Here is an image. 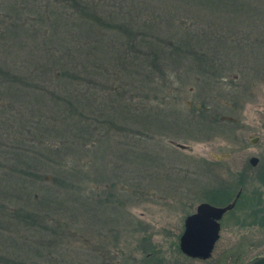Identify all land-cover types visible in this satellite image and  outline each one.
<instances>
[{
	"label": "rangeland",
	"instance_id": "rangeland-1",
	"mask_svg": "<svg viewBox=\"0 0 264 264\" xmlns=\"http://www.w3.org/2000/svg\"><path fill=\"white\" fill-rule=\"evenodd\" d=\"M216 1L0 0V264H210L175 249L226 136L210 112L264 103V0ZM250 229L222 233L239 264Z\"/></svg>",
	"mask_w": 264,
	"mask_h": 264
},
{
	"label": "flooded vegetation",
	"instance_id": "flooded-vegetation-1",
	"mask_svg": "<svg viewBox=\"0 0 264 264\" xmlns=\"http://www.w3.org/2000/svg\"><path fill=\"white\" fill-rule=\"evenodd\" d=\"M241 75V72L236 74V79L242 77ZM223 102L227 106H235L236 111L221 114L209 111L210 115H213L209 117V122L226 124L220 125L221 128L226 129V136H223L224 142L219 144L218 149L220 150L217 151V156L209 155L210 157L205 159V171L208 174V179L203 196L194 205L193 211L185 216L182 232L175 249L178 246L184 257L198 262L239 264V237L222 239V233L223 230L239 231V229L250 228L251 231L264 232V103L262 113L257 112L255 119L250 123L247 120L244 125L245 117L242 116L239 100L234 99L231 103L225 100ZM196 110L198 109L196 108ZM209 112L204 113L207 121ZM214 135L220 134L215 132ZM180 145L182 144L177 146L184 149L185 146ZM201 204L216 209H225L220 211L218 217H212L217 226V237L206 257L187 255L180 249V238L184 233L185 220L187 216L195 214ZM250 215L253 216V219L250 218ZM247 218H250L252 222L246 223ZM228 220L230 221L227 222ZM211 223L213 224L212 221ZM211 223L200 222L196 229L204 232L208 227H213ZM204 234L206 233L204 232ZM223 240L224 243H221ZM261 240L264 239L261 238ZM197 241L199 243L202 239ZM263 256L264 252L254 255L248 262ZM153 262L154 264H164L160 260V256L154 259L152 264Z\"/></svg>",
	"mask_w": 264,
	"mask_h": 264
},
{
	"label": "water",
	"instance_id": "water-1",
	"mask_svg": "<svg viewBox=\"0 0 264 264\" xmlns=\"http://www.w3.org/2000/svg\"><path fill=\"white\" fill-rule=\"evenodd\" d=\"M224 210L209 207L206 204L199 205L197 212L187 216L185 220L184 233L180 238V249L187 255L206 257L217 237V226L212 217H218L220 211ZM206 221L208 223L212 221L213 224L211 223V225L213 227H208L204 231L206 234H204L196 228L198 223ZM199 239H202V241L198 243L197 240ZM248 264H264V256L253 259Z\"/></svg>",
	"mask_w": 264,
	"mask_h": 264
},
{
	"label": "trees",
	"instance_id": "trees-1",
	"mask_svg": "<svg viewBox=\"0 0 264 264\" xmlns=\"http://www.w3.org/2000/svg\"><path fill=\"white\" fill-rule=\"evenodd\" d=\"M214 0H202V3H204V4H206V3H212ZM229 0H217L215 3H219V2H228ZM232 2H234V0H231ZM235 1H237V0H235ZM246 1L247 0H239V10L241 9V8H243L245 5H247L246 4ZM215 5V4H214ZM206 6H208V5H206ZM83 8H86V6H83ZM89 19H91L92 20V23H88L89 25H91V26H94V25H96V22H98V20H93L91 17H89ZM127 34L128 35H130L129 37V46L131 47V46H136L135 44H134V39L135 38H140L141 39V41H140V45L142 44V43H145L146 45H147V43L145 42V41H149L148 42V46H150L151 48H153V49H155V50H152V55H153V57H152V61H154L155 60V58H156V56H158V53L156 52V50H158V49H160V45H162V43H160V42H158V41H156V39H160V37H157V36H155V34H149V35H145L146 33H139V35H137L136 33H134L132 30H129L128 32H127ZM169 46H170V48H171V51L172 50H178V49H181V50H184V45H182V39H176L175 40V44H174V41H171V44H169ZM65 73H63L61 76H65L64 75ZM34 172H36V171H34ZM33 175H36V174H34L33 173Z\"/></svg>",
	"mask_w": 264,
	"mask_h": 264
}]
</instances>
